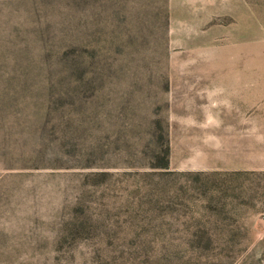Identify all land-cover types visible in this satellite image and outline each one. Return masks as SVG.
<instances>
[{"label": "rangeland", "instance_id": "obj_1", "mask_svg": "<svg viewBox=\"0 0 264 264\" xmlns=\"http://www.w3.org/2000/svg\"><path fill=\"white\" fill-rule=\"evenodd\" d=\"M0 264H264V0H0Z\"/></svg>", "mask_w": 264, "mask_h": 264}]
</instances>
